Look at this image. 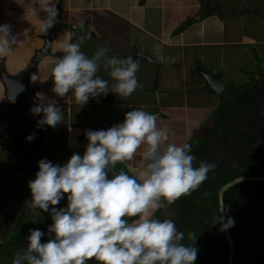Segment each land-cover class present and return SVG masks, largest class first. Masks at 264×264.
Returning <instances> with one entry per match:
<instances>
[{"label":"clouds","instance_id":"clouds-1","mask_svg":"<svg viewBox=\"0 0 264 264\" xmlns=\"http://www.w3.org/2000/svg\"><path fill=\"white\" fill-rule=\"evenodd\" d=\"M26 4L28 15L38 19L39 12L46 14L45 19H38L40 31L46 34L57 22L56 0H27ZM77 28L84 29L82 20L73 25L72 32L64 33L62 55L51 57V91L56 97L70 93L82 107L109 93L130 97L143 87L136 75L138 58L108 55V48H98L89 57L81 51L82 37L73 42ZM14 44L11 26L0 24V56L11 53ZM155 52L160 60H174L163 56L159 47ZM101 67L107 70L111 85L98 75ZM29 79L41 80L38 72ZM23 90L18 84L9 102L14 103ZM35 97L39 102L29 112L41 116L38 128L62 123L56 99L40 92ZM157 120L155 113L132 108L122 122L107 129H86L82 155L73 152L63 164L40 159L35 178L28 181L27 204L33 212L47 213L52 222L46 233L39 228L28 230L26 246L14 253L11 264H194L198 252L194 233H188L191 243H184L185 233L178 230L176 221L161 219L156 213L198 189L216 164L197 160L189 143L168 142L169 129L158 126ZM34 138L33 133L25 139ZM137 157L134 169L110 175L118 163ZM62 199L66 207H56ZM234 223L230 216L216 215L211 226L219 224L223 232ZM45 235L50 238L41 242Z\"/></svg>","mask_w":264,"mask_h":264},{"label":"crops","instance_id":"crops-1","mask_svg":"<svg viewBox=\"0 0 264 264\" xmlns=\"http://www.w3.org/2000/svg\"><path fill=\"white\" fill-rule=\"evenodd\" d=\"M81 1H88L89 3L81 7ZM222 1L224 0H64L60 26L55 29L49 53L44 55L39 61L32 63L31 59L34 57V53L43 47L44 40L53 31V27L46 34L40 31V20L45 19L46 14L39 12L38 19L40 20L35 16L28 15L25 12L27 0H0V24L4 23V16L8 19H14L21 15L24 18L22 31L15 34L16 44L12 46L13 51L6 56H0V190L2 192L7 190L13 196L15 184L9 188H7V184L10 181L13 183L18 181L15 180L16 170L19 169L15 167V157L18 154H22L24 159H28L32 150L36 151L39 149L37 144L40 141L45 144L55 139H61L65 143L71 144L63 138L54 137L53 134L60 133L65 135V131L70 133V130L79 132L83 130H80L82 128L80 125H72L71 110L67 107L69 105L67 101L57 100V103H60L59 107L64 118L62 123L55 127L54 132H51V127L45 126L44 130L38 128L36 122L41 116H33L29 112L30 107L39 102L35 94L37 92L43 93L45 90L41 84L44 75L41 70L51 65V57L62 55L61 52L59 55L55 54L62 47L61 42L64 39V33L72 32L70 26L79 23L72 20L76 13H96L99 16H105L107 19V24H104V28L106 27L107 30L103 32L107 34L108 38L103 40L98 38L96 26L90 24L91 19L83 18L84 29L78 28L73 32V42L82 37L83 41L84 39L89 40L83 44L87 47L108 48L113 42L110 35H108L110 32L112 34V25L118 22L125 28V34L133 40V43L132 40L130 42L127 41L126 53L121 54V58L131 55L134 59L138 58L139 62L143 63L141 66L143 65L147 68V64L150 65L148 68L151 69V78L149 79V84L145 82L141 88L143 89V94L140 92L141 99L136 98L133 93L128 99L131 102L118 104L125 107L126 111H130L132 108H139L157 114L158 126L167 127L169 129V139L177 140L183 138L182 136L187 133L189 128L200 129L212 112L208 113V107L210 105L213 108L217 107L218 101L216 102L215 100L218 99V96L205 89V83L196 70L200 68L213 76L220 75V79L225 83L226 89L229 88L228 76L224 77V74L220 73L219 67L209 62V65L204 68L205 66L199 63L200 61L194 54L198 53L197 57L202 59L203 54L214 53L215 56L220 57L221 65L225 49L232 48L250 60L251 51L248 47L258 42L251 35H244V32H239L238 38H235V30L232 31L230 36L226 37V23L233 26L232 20L235 18L238 22H240L238 20L239 17L242 19L246 18V23H249L253 19L264 20V17L259 12L247 8H243V12L235 9L228 13L229 11L222 10ZM56 3L58 5L59 0H56ZM82 4L84 3L82 2ZM87 5L89 6L87 7ZM226 5L229 10L230 4L227 3ZM165 11L169 12V16L166 15ZM58 12H60L59 9ZM80 15H83V13ZM261 23H264V21ZM12 29L13 27L11 26V33ZM133 35L135 36L133 37ZM157 47H159L160 53L165 57H168L167 53L170 52V57L174 58V60L169 61V63L180 62V76L174 80H178L180 84L175 89L167 86V89L161 92L158 88V83L161 79V62L163 60L150 56L151 52L156 50ZM163 51L166 53H163ZM118 57L120 56L118 55ZM144 63L147 64L144 65ZM29 67H31L30 74L38 72L41 79L33 83L29 79L30 74L28 76L27 87L32 90L35 102L10 103L6 98L5 87L2 82L3 73L14 78L27 71ZM171 73L170 71L169 74ZM177 77L176 75L175 78ZM230 86L233 85L230 84ZM154 87L157 88L159 96L157 107L155 106ZM149 98H151L150 101ZM171 99L178 100L173 102ZM202 111L203 113L201 114ZM91 116L93 117V115ZM116 122L114 121V115L109 112L103 113L96 125L92 121L96 128L95 130L107 129L111 123L115 124ZM84 128L92 127L87 125ZM33 133L35 138L31 142H27L25 138ZM80 137L82 135L79 133L76 135V140L78 141ZM39 152H43L46 156L50 153L47 150ZM9 154L11 156H8ZM43 154L42 157L40 156L41 159L46 157ZM122 169L125 170L123 167ZM18 171L21 172V169ZM23 180H26V178H22L18 183H22ZM22 200L27 202L29 197ZM14 215V209L6 208L0 210V245L5 243L12 235L15 223ZM10 224L11 227H9Z\"/></svg>","mask_w":264,"mask_h":264},{"label":"trees","instance_id":"trees-1","mask_svg":"<svg viewBox=\"0 0 264 264\" xmlns=\"http://www.w3.org/2000/svg\"><path fill=\"white\" fill-rule=\"evenodd\" d=\"M253 74L258 79L241 86L240 89H247L245 92L242 89L243 93L237 91L228 94L226 89L218 96L217 107L200 129L194 132L193 142L195 139L198 143L194 145L191 140L187 141L193 145L192 154L197 160L214 162L215 170L209 173L208 179L198 189L181 196L172 205L156 213L161 219L170 217L176 221L178 230L185 233L184 243H191L188 233H194L198 249L194 264L227 263L229 246L224 231L219 230V224L211 226L213 217L219 216V189L237 177L264 175V71L258 70ZM205 89L209 91L207 87ZM237 93L241 94L240 98L236 96ZM54 130L55 128H51V132ZM85 143L83 136L78 138V146L67 144L61 139L45 144L40 141L37 150L49 151L50 155L56 156L53 163L63 164L73 152L83 150L81 146ZM224 149H228L227 153L232 152V155H225L231 159L230 163H224ZM26 160L23 158L16 162L15 167L24 169ZM130 170L132 169L125 168V171ZM36 172L37 170H33L24 174H27V178H35ZM60 202L62 204L59 203L56 207H66V200L62 199ZM223 204L224 209H227L225 215L235 221L234 226L229 229L234 244L232 264H264V181L241 182L232 186L223 194ZM44 214L46 213L39 212L36 220ZM51 222L47 221L46 225ZM14 226L11 237L0 245V263L6 264L12 258L10 251L13 244L20 240V228H30L27 223ZM32 226L47 232L46 228L38 227L37 223ZM48 238L50 237L45 235L41 242H46Z\"/></svg>","mask_w":264,"mask_h":264},{"label":"rangeland","instance_id":"rangeland-1","mask_svg":"<svg viewBox=\"0 0 264 264\" xmlns=\"http://www.w3.org/2000/svg\"><path fill=\"white\" fill-rule=\"evenodd\" d=\"M82 2L84 4H82ZM86 3H89V2L88 1L87 2L81 1V7L85 6ZM88 6L89 5H87V7ZM95 6H97V5H95ZM82 13H83V15H80ZM165 13L167 16H169L168 11H165ZM83 18L91 19L90 24H92V26H96L97 35H98L99 39L104 40V39L108 38L107 34L106 33L104 34V32H103L104 30H107L106 27H105L106 29L104 28V26H105L104 24H107L106 23L107 19L105 16H102V15L99 16L96 13L91 14V13H87V12H79V14L76 13V16H74L72 18V20L79 22V21L83 20ZM4 19H5V21L3 24L9 23V25L13 27V29H12V35L13 36H15V34H18L20 31H22V25H23V20H24L23 16L19 15L17 18H14V19H8L6 16H4ZM238 20L240 22H238L236 18L234 20H232L233 26H230L229 23H226L225 36L226 37L230 36L232 34V31L235 30V32H236V33H234L235 38H238L239 32H244V35H246V36L251 35V37L254 38L255 40L257 39L258 40L257 43L248 47L251 51L250 60L243 57L240 52L235 51L232 48H226L225 49V54H224V57L221 61V65H220V57L215 56L214 53L203 54V58L199 59L197 57L198 53L194 54L192 52L196 56L198 61H200L199 63H201V65L205 66L204 68H206V66H208L209 62H210L214 66L220 68L219 71H220V73L224 74V77L228 76V85H229V88L227 89L228 94L236 93L237 91H241V93H243L242 89H244V92H245V90H247V89H245V88L240 89L241 86H245L252 81H257L258 76H254L256 74H253V73H257L258 70L264 71V23H261L264 20L261 19V21H260V19L259 20L253 19V21H250L249 23H246L247 22L246 18L242 19L241 17H239ZM240 23H242V24L239 25ZM240 27H242V28L240 29ZM112 29H113L112 34H111V32L108 34V35H110L111 40H113V42H111V46L108 47V49H109L108 55H116V56L119 55L121 58V56H122L121 54L126 53L125 49H126L127 41L130 42L132 39L128 35L125 34V28L122 27V25L120 23L115 22L112 25ZM134 36L135 35H133V37ZM206 37L208 38V36H206ZM86 39H88V38H86ZM88 41L84 39V41L81 45H83L84 43H86ZM132 43H133V40H132ZM137 43H139L141 45V43L139 41H137ZM85 46L86 45H83V47H81V51H83L89 57H91L98 48H104V47H93V48H91V47H87V46L85 47ZM191 51H193V50H191ZM56 53L57 54H55V55H59L60 51H58ZM163 53H166V52L163 51ZM150 56L151 57L155 56V57H157V59H159V57L156 55L155 50H153L151 52ZM167 56L170 57V52L167 53ZM206 61H207V63H205ZM161 63H162L161 72H160L161 73V79L159 80V83H158L159 84V87H158L159 90L161 92H163L164 90L167 89V86H171L172 88L175 89L176 86H178L180 84V83H178V80L174 81L175 79H178L180 76V74H179L180 73L179 71H181L179 69L180 62H178V63L175 62V64H171V63H169L168 60H163ZM242 63H243V65H242ZM141 64H143V63H140V68H139L138 72L136 73L138 81L142 85L145 82H146V84H149V79L151 78V69L148 67H150V65H148L147 63H144V65L147 64V66H146L147 68H145V66H143V65L141 66ZM195 65H196V63H195ZM50 67H51V65L47 66V68L44 67L45 69L41 70L44 72L43 79L41 82L43 88H45L43 93L46 96H48L49 98L56 99V100L59 99V101H61V100L67 101L68 104L70 105V106L68 105L67 107H69V109L71 110L70 113H71L72 125H80L82 127V128H80V130L83 129L80 132L77 130L76 131L70 130V133H66V131H65V133H64L65 135H63V134L61 135L60 133H56L55 135L53 134L54 137L63 138L66 142H69L71 144L73 143V145H76L77 144L76 142H78L76 140V135H78L80 133L85 139L84 131L86 129H91V130L94 129L95 130L96 128L93 125L92 121L96 125L98 120L100 119V116L103 113L105 114L106 112H109V113L113 114L114 115V121L116 122V120H117V122L115 124L123 121L124 114L127 111H126L125 107L119 106L118 103H120V104L125 103L126 104V103L131 102L128 100L129 97H117L116 95L109 93L106 96H101V97H98L96 99H90L85 105L80 107L75 102L74 97H72V95L70 93L67 94L66 97H64V98L56 97L55 94L52 93L51 89L53 87V82H52V79L50 77ZM238 69H239V71H238ZM170 71L172 72L171 74H169ZM98 75H100L104 79H109V83L111 85L112 81H111L110 77L108 76L106 69L101 67V70H100V72H98ZM176 75L178 76L177 78H175ZM48 80H49V83H48ZM230 84H232L233 86H230ZM141 88H138L134 92V94L136 95V98L141 99V94H143V89H141ZM140 92H141V94H140ZM236 96L238 98H240L241 94L237 93ZM150 100H151V98H149V101ZM171 100H173V102H175L178 99H171ZM69 101H71V102H69ZM215 101L217 102L219 100L217 99ZM59 105H60V103L58 102V106ZM217 105H218V103H217ZM211 108H212V110L215 109V107L213 108V106L210 105L208 107V110H209L208 113H210V111H212ZM90 113H92V114H90ZM202 113H203V111L201 112V114ZM91 115H93V117ZM87 125H89L92 128H84ZM112 125H114V124L111 123L110 126H112ZM195 130H196L195 127L189 128V129H187V133H185L182 136L183 138L177 139V140H173L170 138L168 142L176 143V144L180 145V144L186 143L188 140L189 141L191 140L192 143H194V145H195L196 143H198L197 141H195V139L193 142ZM200 136L202 137V134ZM50 140H52V139L50 138ZM86 143H87V140H86ZM86 143L83 145V147L81 146V148L83 150L78 151V153H80L81 155L83 154L84 146L86 145ZM77 146H78V144H77ZM191 146H193V145H191ZM73 148L76 149L77 147L76 148L73 147ZM224 148H226V147L224 146ZM224 150H225V152H224ZM224 150H223L224 163L225 164L230 163L231 159L226 158L225 155H232L231 154L232 152L227 153L228 149H224ZM218 154H219V152L217 153V155ZM43 155L46 156V154H43ZM8 156H11V155L9 154ZM55 157H56L55 155L47 154V156L44 158H46L47 160H49L51 162H54ZM22 159H23L22 154H18L15 157V161L17 163ZM138 159L139 158L137 157V158H134L133 161L124 162L123 164L118 163L117 165L120 166L121 168L118 166L115 167L112 170V172H110V175L114 174L116 171L121 170L122 167L123 168L129 167L131 169H134L137 166ZM38 161H36V163L34 165L33 164L31 165V163L28 162V159H27L26 162L24 163L25 168L23 169V171H22V169H21V172L18 171L19 169L16 170L17 173H15V180H18V181L15 183L10 181L7 184V188L13 187L12 185L15 184V192L13 193V196H12V194L10 195V193H8L7 190H6L7 193L5 192V190L3 192L0 190V210L6 209V208L7 209H14V212H15V215H14L15 217L13 218L15 220L14 225L17 224V226H22V224L27 223L28 225H30V228H36V227L32 226V224L37 223L38 227H42L43 229L46 228V230H47V227L49 225H46V222L47 221L51 222L49 215L46 213V214L40 216L39 219L37 217L38 220H36V216H38L37 215L38 212H33L31 209H29L27 202H24L22 200V199H27L28 197L30 200V190L28 188L27 180L30 181V180L34 179L33 176H32L33 178H31V177L27 178L26 177L27 174L24 175V173L27 171L32 172L33 170L38 171V167H37ZM24 177L27 180H23L22 183H18L19 180H21ZM60 204H62V202H60ZM23 221L25 223H23ZM12 225H13V223H12ZM9 227H11V224ZM20 229L22 230V233L19 236L20 240L16 241L13 244L12 251H10L12 254V258H9V260L7 261L6 264H11L14 253L17 250H19L20 248L26 246V243H27L26 237L29 235V231H28L29 229L28 228H27V230H24L25 228H20ZM1 260L2 259L0 258V261ZM0 264H3V263H0Z\"/></svg>","mask_w":264,"mask_h":264},{"label":"water","instance_id":"water-1","mask_svg":"<svg viewBox=\"0 0 264 264\" xmlns=\"http://www.w3.org/2000/svg\"><path fill=\"white\" fill-rule=\"evenodd\" d=\"M63 2L64 0H59L58 3V9L60 12H58L57 16V22L53 26V31L48 35L47 38L44 40V45L43 47L36 51L34 53V57L31 59L32 63H35L42 59L44 55H47L49 53V49L51 46V41L54 38L55 35V29L60 26V17H61V10L63 9ZM199 18V17H197ZM70 29H73V25L70 26ZM78 29V28H77ZM146 58V57H145ZM148 60H150L147 57ZM31 67L27 69V71L19 74L17 77H9L7 74L3 73L2 76V82L5 87L6 91V98L8 99L9 96L14 95L16 91L18 90V84H22L24 86V90L20 92L18 95L15 96V102L14 103H28V102H35V97L32 93V90L27 87L28 83V76L30 74ZM197 73L201 76L203 79L205 86L209 89L210 93L213 95L219 96L221 95L225 90H226V85L223 83L220 79V75L213 76L210 73L198 69ZM18 82V84H17ZM154 94H155V106L157 107L159 104V96L157 94V88L154 87ZM9 101V99H8ZM250 181H264V175L263 176H242V177H237L223 185L218 193H217V202H218V211H219V216H224L225 211L224 209V204H223V194L232 186L241 183V182H250ZM228 246H229V256L226 264H232L233 263V257H234V244L232 241V238L229 234V230L224 231Z\"/></svg>","mask_w":264,"mask_h":264},{"label":"flooded vegetation","instance_id":"flooded-vegetation-1","mask_svg":"<svg viewBox=\"0 0 264 264\" xmlns=\"http://www.w3.org/2000/svg\"><path fill=\"white\" fill-rule=\"evenodd\" d=\"M227 3L230 4L229 10L226 5ZM221 4L223 7L222 10L229 11L228 13H230V11H234L235 9H239V12H243V8H247L259 12L264 17V0H224L221 2ZM42 154L43 152H39V150L31 151L28 156V162H30L31 165H34L36 161L41 159L40 156L42 157Z\"/></svg>","mask_w":264,"mask_h":264}]
</instances>
